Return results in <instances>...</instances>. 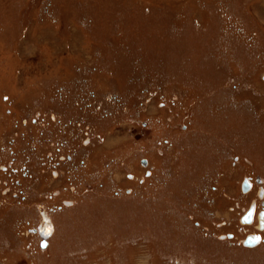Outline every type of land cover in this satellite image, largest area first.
I'll return each instance as SVG.
<instances>
[{
  "label": "rangeland",
  "instance_id": "rangeland-1",
  "mask_svg": "<svg viewBox=\"0 0 264 264\" xmlns=\"http://www.w3.org/2000/svg\"><path fill=\"white\" fill-rule=\"evenodd\" d=\"M255 179L264 0H0V264H264Z\"/></svg>",
  "mask_w": 264,
  "mask_h": 264
},
{
  "label": "water",
  "instance_id": "water-1",
  "mask_svg": "<svg viewBox=\"0 0 264 264\" xmlns=\"http://www.w3.org/2000/svg\"><path fill=\"white\" fill-rule=\"evenodd\" d=\"M247 191V190H245ZM254 211V206L251 205L248 211L242 216L240 222L241 224H250L252 221V214ZM264 229V212L259 215V230ZM260 241L258 236H247L243 241L245 247H253L257 245Z\"/></svg>",
  "mask_w": 264,
  "mask_h": 264
},
{
  "label": "flooded vegetation",
  "instance_id": "flooded-vegetation-1",
  "mask_svg": "<svg viewBox=\"0 0 264 264\" xmlns=\"http://www.w3.org/2000/svg\"><path fill=\"white\" fill-rule=\"evenodd\" d=\"M249 179H250L249 181H250V183H251V187H252V186H253V185H252V184H253V179H252V178H249ZM255 180H256L255 182L259 185V187L264 183V182H263L262 180H260V179H259V180H258V179H255ZM262 187H263V186H262ZM251 189H252V188H251ZM259 211H260L259 209H258V210L256 209V214H257V212H259Z\"/></svg>",
  "mask_w": 264,
  "mask_h": 264
}]
</instances>
